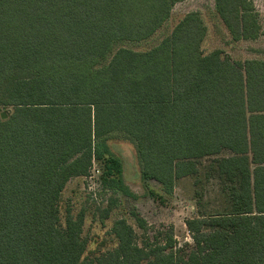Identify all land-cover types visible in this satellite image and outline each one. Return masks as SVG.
<instances>
[{"label":"trees","instance_id":"1","mask_svg":"<svg viewBox=\"0 0 264 264\" xmlns=\"http://www.w3.org/2000/svg\"><path fill=\"white\" fill-rule=\"evenodd\" d=\"M182 1L0 0V264H264V60L205 54L199 11L148 50L124 46ZM212 15L233 40L260 34L252 0H215ZM118 137L160 201L193 178L191 241L169 230L141 245L118 218L117 247L87 256L84 211L62 225L67 183L95 163L107 188L136 197Z\"/></svg>","mask_w":264,"mask_h":264},{"label":"rangeland","instance_id":"2","mask_svg":"<svg viewBox=\"0 0 264 264\" xmlns=\"http://www.w3.org/2000/svg\"><path fill=\"white\" fill-rule=\"evenodd\" d=\"M252 2L261 26L256 39L233 40L224 23L212 15L215 0H184L174 6L171 17L151 38L138 43L128 42L124 46L138 51L148 50L169 35L186 14L199 11L208 26V34L202 44L205 54L220 49L234 60H264V0ZM110 146L122 158L125 182L136 197L107 188L101 180L102 167L95 163L91 176L72 178L67 183L60 201L62 225H65L68 209L75 215L81 211L85 213L82 235L88 243L86 255L101 256L117 247L118 242L111 234V228L118 218H125L133 225L141 245L155 241L159 232L169 230H173L179 244L191 241L185 221L196 211L193 178L180 179L174 194L166 196L162 202L149 192L150 189L162 192V188L156 180L142 177L134 144L118 137L110 141ZM135 213L146 220V228L139 226Z\"/></svg>","mask_w":264,"mask_h":264},{"label":"built area","instance_id":"3","mask_svg":"<svg viewBox=\"0 0 264 264\" xmlns=\"http://www.w3.org/2000/svg\"><path fill=\"white\" fill-rule=\"evenodd\" d=\"M93 168H94V166H93ZM93 168H92V169H93ZM91 171H92V170H91ZM97 171H99V170H97ZM90 174H91V173H90ZM88 176H89V175H88ZM90 176H91V175H90ZM92 176H93V175H92Z\"/></svg>","mask_w":264,"mask_h":264},{"label":"water","instance_id":"4","mask_svg":"<svg viewBox=\"0 0 264 264\" xmlns=\"http://www.w3.org/2000/svg\"><path fill=\"white\" fill-rule=\"evenodd\" d=\"M2 115H3V117L5 116V114H4V113H3Z\"/></svg>","mask_w":264,"mask_h":264}]
</instances>
